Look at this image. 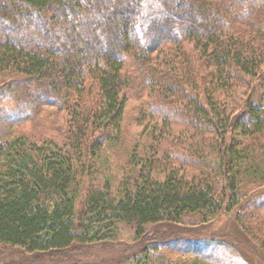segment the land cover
Instances as JSON below:
<instances>
[{
	"label": "trees",
	"instance_id": "1",
	"mask_svg": "<svg viewBox=\"0 0 264 264\" xmlns=\"http://www.w3.org/2000/svg\"><path fill=\"white\" fill-rule=\"evenodd\" d=\"M263 70L264 0H0V247L62 254L131 228L142 247L127 264H169L151 231L236 213L264 250ZM148 87L188 128L176 138L168 110L143 116L117 180L107 154ZM45 106L68 112L60 142L5 126ZM192 244L191 264H220L214 243Z\"/></svg>",
	"mask_w": 264,
	"mask_h": 264
},
{
	"label": "rangeland",
	"instance_id": "2",
	"mask_svg": "<svg viewBox=\"0 0 264 264\" xmlns=\"http://www.w3.org/2000/svg\"><path fill=\"white\" fill-rule=\"evenodd\" d=\"M188 48L191 50V46H188ZM1 81L3 79L0 78ZM262 90L263 88L260 87V94L264 92ZM159 92L157 89L155 93L151 87H148L143 91L134 89L129 96L123 125L124 143L121 146L111 148L107 154L110 157L107 170L110 169L111 177L117 178V180L121 179L122 173L118 169L127 163L129 149H135L139 146L138 143H144L142 141H146V138L143 139V136L150 130L149 127L151 125L149 117L143 119V116H153V119L160 121L161 117L159 113L163 114V111L168 110L171 115L179 119V121H174V119L171 121V126L175 131V137L184 136L186 133L188 127L186 124H183L185 122L184 115L181 113L182 111L175 110L180 105L175 103L171 105L172 98L170 100L168 99V104H162L160 102L162 98L159 96ZM174 102L180 104L181 101ZM9 106L10 108L12 107L10 104L2 100L0 101V120L6 118L8 112L5 107ZM156 108H161L162 112L157 109L159 113H156ZM152 111H154V115L151 113ZM172 112L174 113L172 114ZM31 113L32 110L26 109L24 113L19 114V117ZM36 116L38 117L35 120L33 118L35 116H33L31 121L26 120L22 124L12 126L5 123V126L11 128L12 133L35 136L36 134H42L43 138L57 140L58 142L61 141V138L63 140L64 137H68L67 133L70 126L68 125V112L54 106H45ZM5 129L3 128V130ZM65 134H67V137ZM188 148L189 145L179 147L178 153L185 150V155L192 154ZM164 155L165 151L162 156ZM188 171L192 172V168H188ZM101 172L103 173L102 170ZM106 176L109 175H100L97 179L105 180ZM259 212L264 217V210ZM261 223L264 225V219H262ZM151 232L155 234L154 238L160 244V254L169 261V264L193 263L196 258H194V254L192 253V250L195 248V245L192 243L198 244L199 246L214 243L213 249L210 246H206V248L209 247L208 252L212 254L213 251L217 255L213 258L211 254H208V256L210 257L211 255L210 260L213 259L220 264H264V250H261L260 246L239 226L236 213L231 215L222 214L217 219L209 222L188 220L184 225L180 226H158L156 230L154 229ZM139 247H142L141 242L138 243L133 230L127 228L117 242L82 248L73 247L68 252L62 254L28 256L21 250L0 247V264H127L126 261L128 259L130 260L136 254Z\"/></svg>",
	"mask_w": 264,
	"mask_h": 264
}]
</instances>
